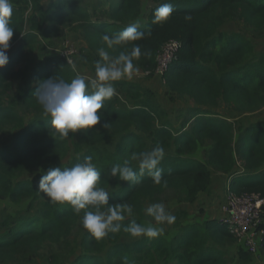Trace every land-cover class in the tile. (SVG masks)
Instances as JSON below:
<instances>
[{
	"label": "trees",
	"instance_id": "obj_1",
	"mask_svg": "<svg viewBox=\"0 0 264 264\" xmlns=\"http://www.w3.org/2000/svg\"><path fill=\"white\" fill-rule=\"evenodd\" d=\"M86 1L52 0L44 6L40 0H11L13 36L7 50L8 62L0 67V133L9 125L19 131L11 143L0 145V199L14 203L29 199L28 208L34 212L30 216H12L4 211L0 214V264H29L45 243L67 240L85 210L76 214L68 203L51 202L37 190L38 182L49 168L71 167L86 156L92 157L102 173L101 187L107 190L113 180L119 183L109 192V203L132 205L133 215L126 216L123 225L131 220L142 224L141 218L153 219L146 214L144 202L167 190L178 194L184 202L193 203L200 192L208 189L211 170L230 178L227 183L234 194L255 193L264 198V121L237 127L217 111L225 106L239 113H251L264 107V53L251 57L253 45L246 36L219 30L227 20L236 19L255 30L264 29V0H151L154 6L146 20L138 19L141 0H117L104 21L94 18ZM165 2L172 3L173 13L165 21L154 22L156 8ZM25 10H29L28 17ZM136 22L140 24L138 31L145 33L142 39L111 48L103 41L104 34L118 35ZM62 28L80 32L85 46L80 48L77 60L94 73L101 49L115 59L136 44L142 53L138 60H133L136 69L154 75L162 45L169 39L178 40L176 58L161 78L170 97L193 102L182 115L179 127L156 104L152 91L132 82L115 81L116 95L105 100L99 110L103 113L101 121L61 138L34 93L41 81L54 76L70 82L76 72L55 53L43 56L29 73L15 70L14 65L35 49L39 37L52 38ZM145 51L150 55H144ZM21 76L26 88L17 95L16 102L28 112L41 114L28 123H24L16 107L2 102L13 80ZM121 94L129 96L133 104L124 105ZM105 122L107 127H101ZM140 133L148 134L149 143ZM113 137H117L113 151L95 147ZM157 145L165 150L159 164L163 170L160 184L154 183L147 173L139 182L110 176V168L124 161L138 170L134 154ZM202 145H208L205 159L192 157ZM71 146L73 155L69 156ZM236 159L241 161V171H234ZM24 173L28 176L20 178ZM258 229L264 231V222ZM120 237L132 240L136 236L122 228L118 233L110 232L96 239L86 231L80 240L82 251L74 264H126V257L131 255L137 260L155 255L163 261L171 259L172 264H226L225 254L214 244L236 242L223 221L215 218L184 227L168 245L158 236L140 237L132 243H120ZM261 249L264 250V234ZM237 257L243 262L251 259L243 248L238 249Z\"/></svg>",
	"mask_w": 264,
	"mask_h": 264
},
{
	"label": "clouds",
	"instance_id": "obj_2",
	"mask_svg": "<svg viewBox=\"0 0 264 264\" xmlns=\"http://www.w3.org/2000/svg\"><path fill=\"white\" fill-rule=\"evenodd\" d=\"M11 0H0V67L8 62L7 50L9 41L13 36L10 19L13 15ZM174 11L172 3H162L154 12V22L167 20ZM139 22L129 24L118 35L102 36L109 48L113 45L134 42L145 35L138 31ZM144 55H150L145 51ZM141 48L134 44L131 51H122L115 58H110L107 51L101 49V59L95 62V78H87L77 74L70 82L64 79L50 77L39 83L35 91L37 101L43 106L44 112L51 117V125L58 131L61 138H68L70 133L80 129H89L97 125L103 113L99 110L104 106L105 100L116 95L115 81L124 76L131 77L137 71L133 60L139 59ZM71 68L76 72L75 63ZM105 122L101 127H107ZM165 150L157 145L152 150L134 154L133 159L138 163V170L134 169L128 161L115 164L110 168V176L127 182H139L147 173L156 184L161 183L162 169L159 167L164 158ZM102 173L96 167L91 156L84 157L71 167H51L41 176L37 190L45 194L54 203H68L73 211L79 214L84 211L81 223L96 239L106 237L110 232L118 233L123 230L132 236L156 237L163 232L157 225L171 224L175 216L171 214L163 203H153L145 209L155 224H141L131 220L123 225L126 216L133 215L131 204L109 203L110 193L100 186Z\"/></svg>",
	"mask_w": 264,
	"mask_h": 264
},
{
	"label": "rangeland",
	"instance_id": "obj_3",
	"mask_svg": "<svg viewBox=\"0 0 264 264\" xmlns=\"http://www.w3.org/2000/svg\"><path fill=\"white\" fill-rule=\"evenodd\" d=\"M45 5L51 0H40ZM117 0H87L85 5L89 12L94 15L95 19L100 21L108 20L107 11ZM154 6V2L151 0H141L140 6V20H146L149 17V13ZM29 10H25V16L28 17ZM29 24L26 25V29ZM222 32H239L246 36L253 45V53L251 57H257L260 53H264V29L255 30L254 28L245 24L242 20H227L222 27L219 29ZM38 42L35 45V49L31 53H27L24 58L14 65L15 70H27V73L35 66V64L43 57L53 55L54 49L61 48L64 45H71L78 52L83 42L79 31L62 28L58 35L52 38H38ZM7 54H9L7 52ZM96 60H99L98 58ZM76 66V74L84 75L87 78H95V73L88 67L79 63ZM155 75V74H154ZM154 75L146 74L145 72L137 69L131 77L124 76L119 81L132 82L134 85L140 86L141 88L152 91L154 101L156 104L166 110L167 114L170 115L174 124L179 126L182 118V113L186 108L193 104L188 98L176 99L170 97L168 89L161 80V76H157L153 79ZM151 79L154 83H152ZM115 87V86H114ZM26 88L25 79L21 76L18 79L13 80L12 88L7 95L2 98V102L5 105H12L16 107L18 112L23 116L24 123H28L34 119L40 117V113L28 112L24 110L18 102H16L17 95ZM116 88V87H115ZM117 90V88H116ZM121 100L124 105L130 106L133 104L132 99L127 95L121 94ZM217 111L221 112L222 115L227 117L229 120H233L235 125L244 126L255 121H264V107L251 113H239L231 108L220 106ZM183 120V119H182ZM19 129L14 126H6L0 133V145H6L11 143ZM238 133V132H237ZM236 133V134H237ZM141 136L146 140L147 143L150 141L148 134L140 133ZM117 137H113L110 142L95 145L96 148L103 150L107 149L113 151L115 149V143ZM78 140V138H76ZM82 143V142H80ZM206 146L202 145L191 154L192 157L199 160L205 159ZM69 156L73 155V148L70 147ZM66 161V160H65ZM242 164L239 159H236V166L234 171H241ZM28 174L24 173L20 178L27 177ZM219 174L211 170V182L208 189L205 192H200L193 203H186L176 193L167 190L162 194L156 196L153 200H146L144 202V208L146 209L153 203H163L166 209L175 216V221L171 224L164 223L157 225L163 228V232L158 235L161 238L162 243L168 245L172 240L177 238L181 233L182 229L188 225H200L201 221L206 218H223L222 206L226 203L225 190L227 183L222 181V177L219 178ZM119 185L118 182L112 181L108 186L107 191L111 192ZM29 199L19 203H14L8 199H0V214L4 211L12 216H30L33 214V210L28 208ZM264 216V209H263ZM142 224H155L154 219L141 218ZM87 230L83 228L81 221H78L75 227L72 229L70 236L66 241L61 243H45L39 254L29 264H74L76 256L81 253L82 249L80 246V240L82 235ZM144 237H135L132 240L120 237V243H132L135 239ZM257 237V236H255ZM209 244H213L212 241H208ZM215 247L220 249L225 254L226 264H264V250L260 249L256 254L249 253L251 259L248 262H243L237 257L239 248H243L241 242L236 240L234 243H225L223 245L214 244ZM247 252V251H246ZM172 264L171 259H161L153 255L152 257H144L141 260H137L136 256H127L126 264ZM9 264V263H8Z\"/></svg>",
	"mask_w": 264,
	"mask_h": 264
},
{
	"label": "built area",
	"instance_id": "obj_4",
	"mask_svg": "<svg viewBox=\"0 0 264 264\" xmlns=\"http://www.w3.org/2000/svg\"><path fill=\"white\" fill-rule=\"evenodd\" d=\"M179 47L180 42L176 39H169L162 45L156 56L155 75L162 76L172 59L176 58ZM53 51L68 64H76L77 50L71 45ZM225 197L226 203L222 206L224 217L221 220L236 240L242 243L245 251L256 254L261 249V235L264 234L263 230L258 229L264 222V198L255 193L234 194L228 183Z\"/></svg>",
	"mask_w": 264,
	"mask_h": 264
},
{
	"label": "crops",
	"instance_id": "obj_5",
	"mask_svg": "<svg viewBox=\"0 0 264 264\" xmlns=\"http://www.w3.org/2000/svg\"><path fill=\"white\" fill-rule=\"evenodd\" d=\"M51 1H52V0H51ZM51 1H50V2H51ZM40 3H41L42 5H44V4L42 3V1H40ZM48 3H49V2H48ZM46 4H47V3H46ZM46 4H45V5H46ZM45 5H44V6H45ZM82 40H83V39H82ZM81 45H82L81 48L84 47V46H85V42L83 41ZM75 65L77 66L78 63H76ZM156 78H157V76L154 75V76H153V79H156ZM161 80H162V78H161ZM151 81H152V83H154L152 79H151ZM162 82L164 83L163 80H162ZM166 89H167V88H166ZM4 105H5V104H4ZM191 106H193V104L190 105V106H188V107L186 108V110H187L189 107H191ZM186 110L183 111V113H182L183 116H185ZM165 111H166V110H165ZM183 116H182V118H181V121H182V119H183ZM168 117H169L170 121L174 124V122H173V120L171 119L170 115H168ZM179 125H180V124H179ZM174 126L176 127L177 125L174 124ZM178 127H179V126H178ZM176 128H177V127H176ZM115 139H116V141H117V138H115ZM217 173L220 175L219 178L222 177V178H221L222 181H224V182L226 181L225 184L230 180V178H229L226 174H223V173H220V172H217ZM211 179H212V177H211ZM214 218H215V219H220V218H216V217H214ZM205 219H206V218H204L203 220H205ZM208 219H209V218H208ZM211 219H212V218H211ZM203 220H202V221H203ZM202 221H201V222H202ZM172 263H174V261H172ZM168 264H171V262L168 263Z\"/></svg>",
	"mask_w": 264,
	"mask_h": 264
}]
</instances>
